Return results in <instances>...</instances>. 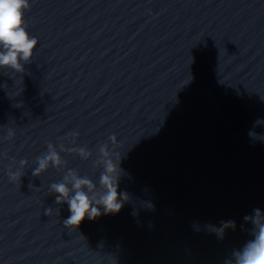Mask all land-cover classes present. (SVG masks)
<instances>
[{"label": "water", "instance_id": "obj_1", "mask_svg": "<svg viewBox=\"0 0 264 264\" xmlns=\"http://www.w3.org/2000/svg\"><path fill=\"white\" fill-rule=\"evenodd\" d=\"M28 5L34 54L0 66V264H237L264 223V0ZM109 165L122 209L67 226Z\"/></svg>", "mask_w": 264, "mask_h": 264}, {"label": "clouds", "instance_id": "obj_2", "mask_svg": "<svg viewBox=\"0 0 264 264\" xmlns=\"http://www.w3.org/2000/svg\"><path fill=\"white\" fill-rule=\"evenodd\" d=\"M28 0H0V66L11 65L18 67V57L27 60L34 54L38 41L29 35L25 27V9ZM250 135H253L250 133ZM47 159L58 160L56 153ZM46 167V161L40 162V168ZM114 168L109 165L108 174L102 176L101 182L107 191L99 198L92 200L85 191L77 190L75 195L67 200L71 215L66 219L67 226L77 227L86 218L92 219L100 215L97 204H101L105 213H118L123 203L119 198L114 176ZM85 180H77L74 187L80 189ZM57 193L67 197L68 189L64 184L54 185ZM126 200L127 197H124ZM237 264H264V223L259 224L254 240L250 241L242 252L237 254Z\"/></svg>", "mask_w": 264, "mask_h": 264}]
</instances>
